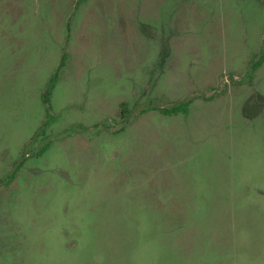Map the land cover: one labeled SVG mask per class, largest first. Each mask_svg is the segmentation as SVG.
Segmentation results:
<instances>
[{
  "label": "rangeland",
  "instance_id": "obj_1",
  "mask_svg": "<svg viewBox=\"0 0 264 264\" xmlns=\"http://www.w3.org/2000/svg\"><path fill=\"white\" fill-rule=\"evenodd\" d=\"M2 180L0 264H264V0H0Z\"/></svg>",
  "mask_w": 264,
  "mask_h": 264
},
{
  "label": "trees",
  "instance_id": "obj_2",
  "mask_svg": "<svg viewBox=\"0 0 264 264\" xmlns=\"http://www.w3.org/2000/svg\"><path fill=\"white\" fill-rule=\"evenodd\" d=\"M63 64V62L61 63V65ZM57 73H55L54 74V76L51 78V81H53L54 80V78H55V75H56ZM44 101L47 103V111H48V115H49V113H50V110H51V103H50V98H49V95L48 94H46L45 95V97H44ZM163 110L164 111H168V112H170V113H172V112H177L178 110L177 109H167L166 110V108H163ZM13 174H11V176H12ZM8 177H10V176H8ZM7 177V178H8ZM4 180H2V181H0V182H3Z\"/></svg>",
  "mask_w": 264,
  "mask_h": 264
}]
</instances>
